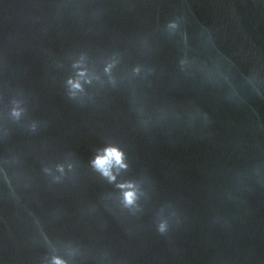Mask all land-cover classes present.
<instances>
[{"label": "water", "instance_id": "1", "mask_svg": "<svg viewBox=\"0 0 264 264\" xmlns=\"http://www.w3.org/2000/svg\"><path fill=\"white\" fill-rule=\"evenodd\" d=\"M0 264H264V0H0Z\"/></svg>", "mask_w": 264, "mask_h": 264}, {"label": "clouds", "instance_id": "2", "mask_svg": "<svg viewBox=\"0 0 264 264\" xmlns=\"http://www.w3.org/2000/svg\"><path fill=\"white\" fill-rule=\"evenodd\" d=\"M115 160L117 163L121 161V153L114 148L106 149L105 155L102 157H97L94 164L95 166L103 171L104 175H108V166L110 165L111 161ZM128 199L130 202L131 194H128Z\"/></svg>", "mask_w": 264, "mask_h": 264}]
</instances>
